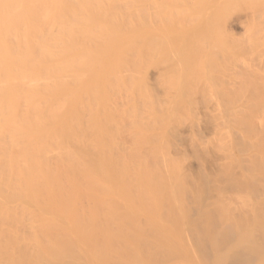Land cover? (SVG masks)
I'll use <instances>...</instances> for the list:
<instances>
[{
    "label": "bare ground",
    "instance_id": "bare-ground-1",
    "mask_svg": "<svg viewBox=\"0 0 264 264\" xmlns=\"http://www.w3.org/2000/svg\"><path fill=\"white\" fill-rule=\"evenodd\" d=\"M23 248L1 258L264 264V0H0V250Z\"/></svg>",
    "mask_w": 264,
    "mask_h": 264
},
{
    "label": "rangeland",
    "instance_id": "rangeland-1",
    "mask_svg": "<svg viewBox=\"0 0 264 264\" xmlns=\"http://www.w3.org/2000/svg\"><path fill=\"white\" fill-rule=\"evenodd\" d=\"M190 135H191V133H189ZM189 134H185L184 136H183V139L185 140V142H184V144L186 145H182V146H180L179 148L177 147H173L172 145H170V149L169 150H171V151H169L170 153H174L173 155H175V156H178L176 153H178L179 154V152H176L175 153V151L177 150V149H179L178 151H180V149H181V151H180V153H182V155L181 156H183V161H182V168H183V172L185 173V174H187L188 176H190V174H192V169L190 168V167H188V162L189 161H191V160H193L194 158H193V156H192V154H193V151L195 150L194 148H196V149H198V146H197V144L199 145V146H201V145H203V142H202V144L199 142V143H197V142H195L196 140L195 139H197V138H194L193 136H189ZM190 137V138H189ZM192 137H193V140H192ZM193 141V142H191V140ZM200 139V138H199ZM206 139H207V141H205V143H208V140H210L209 142L211 143L212 142V138L210 139V138H207L206 137ZM205 138H204V140H206ZM192 144H191V143ZM204 143V145H207V144H205ZM196 144V145H195ZM210 145H212V144H210ZM196 146V147H195ZM201 147H203V146H201ZM176 148V150H174ZM185 148L187 149V151L185 150ZM192 149H194L193 151H192ZM173 151V152H172ZM184 152V153H183ZM190 154V155H189ZM180 155V154H179ZM170 156H171V154H170ZM174 156V157H175ZM173 158V157H172ZM180 159V160H182L181 158L182 157H176V159ZM185 158V159H184ZM211 160V159H210ZM216 161H217V159H216ZM214 162V159L212 158V160L210 161V166L214 169L216 166H217V162ZM215 166V167H214ZM212 169V172H214V171H216L217 170V167L215 168V170H213ZM191 171V172H190ZM216 173V172H215ZM214 173V174H215ZM213 174V173H212ZM211 174V175H212ZM213 176V175H212ZM190 178V177H189ZM214 187H215V189L214 190H216L215 191V193L217 194V183L215 184L214 183ZM191 185L189 184V186H188V188H187V190L188 189H191L192 191H193V189L190 187ZM190 187V188H189ZM191 190H188V192L190 191L191 192ZM214 190H213V188H212V192H214ZM210 193L209 195L212 197H210L209 196V198L207 199V203H209V204H207V203H205V206H208V207H210L211 208V201H212V203H213V201H214V199H217V196L216 195H213V193ZM214 196V197H213ZM189 197V196H188ZM216 197V198H215ZM211 198V199H210ZM188 202H189V206L190 205H192V206H190L191 208V213H190V216H189V220H191L190 219V217L192 216V219H193V216H195V217H197L196 215H197V210H196V208H197V206H196V204H194V202L191 200V198H190V200L188 199ZM207 204V205H206ZM192 221V220H191ZM190 221V223H189V225L190 226H193L191 223H195V221H196V218H194V221L193 222H191ZM193 223V224H194ZM39 253V252H38ZM37 252H36V250H32V249H18V250H14V251H10V250H0V264H52V263H49V262H47V261H43V260H34V259H32V258H29V257H21V258H17V257H14V258H1L2 256L1 255H15V256H28V255H33V254H38ZM4 257V256H3ZM66 264V263H65ZM67 264H72L71 262H67Z\"/></svg>",
    "mask_w": 264,
    "mask_h": 264
}]
</instances>
